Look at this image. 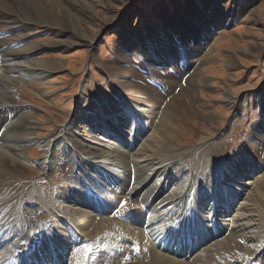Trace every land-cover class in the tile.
Here are the masks:
<instances>
[{
	"label": "rangeland",
	"instance_id": "374dc122",
	"mask_svg": "<svg viewBox=\"0 0 264 264\" xmlns=\"http://www.w3.org/2000/svg\"><path fill=\"white\" fill-rule=\"evenodd\" d=\"M59 2L51 16L45 15L46 13L38 14L33 10L36 5L18 6L16 3L8 9L0 8V33L5 31L4 25L11 14L19 20L33 17L38 22L28 30L9 32V37L5 38L15 41L25 38V41H21L23 44L14 48H36L38 51L30 58V63L43 60L56 65L53 73L50 70V75L46 78L13 81L10 90L14 100L9 102L25 109L30 108L31 112L26 113L36 125L32 136L25 137L33 143L22 152L23 159L7 160L5 165L10 172L12 185L10 190L13 198L17 202L24 201L20 207L23 215L9 221L13 231L11 233L14 237L13 244L28 232L30 219L37 222L39 218L30 217L28 214L27 204L34 195V186H38L42 194L57 197V192L62 193L72 179L80 180L81 175L74 168L75 162L71 159V152L65 151L64 144L58 139L60 132L84 126L86 111L93 107L99 109L104 105L116 103L115 99L122 93L128 94L126 89H134V94L138 90H144L142 95L144 98L134 97V101L138 100L145 104V109H148L147 106L153 108L155 120L151 126L154 125L155 128L150 129L152 113L146 114L141 124V132L144 135H137V143H140L139 148L142 151L144 140H149L155 131H160L159 141L151 143L152 147L143 152L147 154L146 158L149 161H155L157 155H163L165 148L170 147L171 143L182 149V154L178 156L175 164L179 166L191 163L193 156L196 160L191 163L192 170L198 173V155L194 152L201 146L199 154L202 153L204 143L210 145L209 150L213 148L211 142L216 143L217 154L221 159L236 161L242 158L239 161L241 163L248 154L247 148L252 133L256 131L258 137L264 136V0H59ZM47 19L59 22L58 26L47 29V26L45 27ZM182 30H185L183 35ZM1 37L3 36L0 34ZM153 89L160 90L158 92L164 96L159 106L155 105L156 101L153 99L146 98ZM101 103L104 105H100ZM159 111H163L165 116L161 117ZM117 115H113L108 121L113 122ZM1 125L0 135L4 134L6 127L4 124ZM95 127V124H88L92 134L96 133L104 140L115 138L101 136V130H95ZM113 141L122 146L125 143L123 150L135 149L129 141ZM50 143L54 169L43 175L42 164L46 161L45 152ZM101 150L105 152L106 149L101 147ZM0 151L7 152L3 147H0ZM154 152L156 154L152 159ZM250 160L254 161L252 164L257 168L252 177L256 178H254L256 184L248 179L238 184L242 182L248 184V181H251L252 184L246 187L251 191L255 185L259 188V185L264 184V153L259 159L252 156ZM236 162L238 163V160ZM149 163L145 162L143 167L148 166V169H151ZM236 170L238 169H231V174ZM109 172L106 170L105 175ZM101 173L102 171L90 172L96 182ZM158 176L159 174L153 182L157 181ZM114 177L115 175L109 177L108 187L122 186L127 175L121 174L119 182H114ZM230 177L234 180L232 182H237V178ZM87 182L91 184L90 180ZM176 184L177 181H174L171 188L173 189ZM231 186L241 189L234 183ZM263 190L264 188L261 189V197L254 199L257 207L252 206L254 210L250 212L255 225L251 227L253 229H247V233L260 227L258 215L264 216ZM105 196L112 197L103 195L105 199L107 198ZM211 198L197 204L204 208L210 207ZM236 201L237 206L243 202ZM44 210L45 208H41V213ZM114 211L112 216L120 219L122 214L117 209ZM236 213H232L228 218L238 220L235 217ZM48 216L49 214H44L41 220L48 219ZM211 221L210 217L208 223L213 224L214 221ZM208 223L206 224L209 225ZM215 232L219 234L218 230ZM111 233L110 235L97 233L95 242L98 245L84 235L72 236L73 239L69 240L67 245H61L56 240L57 237H53L51 239L52 242L54 240L53 243L42 242L43 248L47 246L50 254L46 251L47 254H42L44 259L36 261L42 263L41 261L46 259L43 264H56L57 262H54L56 260L58 263L66 261L69 264L72 261L81 264L82 262L72 259L79 254L76 256L77 259L75 258L79 261L82 256L80 253L85 251L86 258L84 261L81 259L84 264H99L100 261H106V264L111 258L120 264L119 257L114 253L116 248L112 251L116 236ZM79 238H82L81 242ZM74 246L79 250L83 247L81 248L83 250L76 254ZM140 252L141 250L137 251L138 254ZM196 255L197 253L192 258ZM135 257L138 259L134 260L133 264H155L146 257ZM88 259L94 260V263ZM184 259L180 258L177 261L188 264L187 258ZM241 261L243 260H239ZM32 263V259H29L28 264ZM20 264H25V261Z\"/></svg>",
	"mask_w": 264,
	"mask_h": 264
},
{
	"label": "bare ground",
	"instance_id": "6f19581e",
	"mask_svg": "<svg viewBox=\"0 0 264 264\" xmlns=\"http://www.w3.org/2000/svg\"><path fill=\"white\" fill-rule=\"evenodd\" d=\"M16 3L18 6L36 5L33 10L40 15L46 13L47 16H51L53 9L60 4L59 0H0V8L8 9ZM46 22L47 29H54L59 23L48 19ZM37 23L33 17L19 20L11 14L4 25L5 31L0 33L3 36L0 38V124L6 126L4 134L0 135V147L7 151L6 153L0 151V264H20L24 261L25 264H28L29 259H32V264H43L46 259L42 260V263L36 261V259H44L42 254L47 251V246L44 248L42 246L43 241L51 243V239L57 237L56 240L61 245H67V242L73 239L72 236L82 237L84 235L92 243L97 244L95 239L99 232L108 235L113 232L116 236L112 251L116 248L114 253L119 257L120 264H133V261L138 259L135 256L146 257L148 261H154L155 264H184L180 260L177 261L180 258H187L188 264H240L242 262L264 264V216L259 214L260 211L258 212L260 227L248 233L246 231L253 229L251 227L255 225L250 211L254 210L252 208V206H256L254 199L260 196L264 184L259 185V188L255 185L251 191L246 188L252 184L251 181H248V184L243 182L238 184L245 179L253 180V184H256V178L252 177L257 168L255 164H252L254 161H251L250 157L254 156L259 159L264 153V136L258 137L256 131L252 133L251 142L247 148L248 154L244 157L245 161L241 163L239 161L242 158L237 159L238 163L237 160L221 159L217 154L216 143L211 142L213 148L210 150L208 147L210 145L204 143L202 153L199 154L201 146L194 152L198 155V173L192 170L191 163L196 160L193 156L190 160L191 163L179 166L175 164L178 156L180 157L182 154V149L171 143L170 147L165 148L163 155H157L155 161H149L146 158L147 154L143 152L150 149L151 143L159 141L160 131H155L152 138L144 140L142 151H140L137 135H144L141 132L144 115L152 113L150 126L155 120L153 118L155 115L152 107L147 106L148 109H145V104L138 100L134 101V97L144 98L142 96L144 90H138L134 94V89H126L128 94L122 93L117 99L114 98L117 101L114 104L104 105L101 103L100 105L104 106L99 109L90 108L86 111L85 121L83 120L84 126L75 130H67L68 132H60L58 139L64 144L63 149L71 152V159L75 162L74 168L81 175L80 180L72 179L73 184L70 182L62 193L58 194L56 190L57 197L51 194H42L38 186H34V195L27 204L28 214L30 217L39 218L37 222L30 219L28 232L20 236L19 240L13 244L14 237L11 234L13 231L9 221L23 215L20 207L24 201L17 202L13 198L10 190L12 186L10 172L5 165L7 160L21 161L23 159L22 152L33 143L25 137L32 136L36 125L26 113V111L31 112L30 108L25 109L9 102L14 100L10 90L13 81L46 78L56 65L43 60L30 63V58L38 50L36 48L16 49L14 47L23 44L21 41H25V38L15 41L5 37L10 31L28 30ZM184 32L185 30H182V35ZM158 91L160 92V90L153 89L146 96L149 100L156 101V106H159L164 100V96ZM159 114L161 117L165 116L163 111H159ZM113 115H117L115 120L108 121ZM88 124H95L96 127L100 125V127H95V130H101V136L115 138L107 139V141L96 133L92 134ZM154 128V125L150 127V129ZM113 140L129 141L135 149L132 151L123 150L122 147L125 143L122 146ZM9 143L10 145H5ZM51 145L50 143L45 152L47 157L42 164L43 175H46L48 170L54 169ZM101 147L106 149L105 152L101 150ZM155 154L156 152L152 154V159ZM145 162H150L151 169H148V166L143 167ZM231 169L238 170L231 174ZM106 170L110 171L107 175H105ZM91 171L94 173L102 171L97 182L92 178ZM124 173L127 177L124 178L122 186L108 187L109 177L115 175L113 181L119 182L121 181L120 175ZM158 174L159 178L153 182ZM230 176L237 178V182H232L234 180ZM88 180L91 181V184L87 182ZM174 181H177V184L172 189L171 185ZM232 183L239 185L241 189L233 188ZM103 195L112 197L105 196L107 197L105 199ZM209 198L212 203L210 207L204 208L197 204H201ZM236 200H243V202L241 201L237 206ZM32 201L36 202L32 204ZM41 208H45L43 213L40 211ZM113 209H117L122 214L120 219L112 216ZM222 209L225 211H220ZM234 212H237L235 217L238 220L236 221L228 218ZM44 214H49L48 219L41 220ZM128 214L130 216H127ZM210 217L211 222L214 221L213 224L208 223ZM226 218L228 219L226 220ZM216 230L219 234L215 232ZM71 245L73 247L74 243ZM77 246H74L73 249ZM137 246L141 250L139 254ZM14 248L15 250H13ZM81 248L83 247H80V250L75 249L76 252H73L77 254L78 251L83 250ZM70 253H72L71 250ZM195 253L197 255L192 258ZM81 254L79 261L75 260L79 254L72 260L84 264L85 251ZM89 258L91 259V257ZM114 260L111 258L106 264H119ZM239 260L243 261L239 262ZM69 261L70 259H68ZM92 261L94 263V260ZM54 262L58 263L57 260ZM70 262L72 263V261ZM105 262L100 261L99 264H105ZM58 264L68 263L64 261Z\"/></svg>",
	"mask_w": 264,
	"mask_h": 264
}]
</instances>
